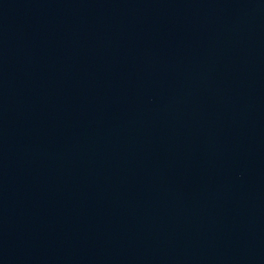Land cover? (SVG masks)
<instances>
[{"label": "water", "instance_id": "95a60500", "mask_svg": "<svg viewBox=\"0 0 264 264\" xmlns=\"http://www.w3.org/2000/svg\"><path fill=\"white\" fill-rule=\"evenodd\" d=\"M0 264H264V0H0Z\"/></svg>", "mask_w": 264, "mask_h": 264}]
</instances>
